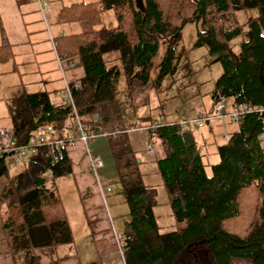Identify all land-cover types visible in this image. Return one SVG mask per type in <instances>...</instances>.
<instances>
[{
	"label": "trees",
	"instance_id": "obj_1",
	"mask_svg": "<svg viewBox=\"0 0 264 264\" xmlns=\"http://www.w3.org/2000/svg\"><path fill=\"white\" fill-rule=\"evenodd\" d=\"M102 9L112 11L113 26L60 35L54 39L53 48L62 58L76 57L81 68L80 85L71 89V97L76 115L87 129L116 130L123 135L128 130L144 129L145 152L147 147L153 152L156 143L161 153L152 162L141 161L152 164L159 176L172 219L171 228L159 232L152 209L157 204L155 187L141 181L135 151L128 143L111 149L127 208L126 229L121 233L131 235L124 252L126 264H199L200 255L206 264H229L233 259L264 264V137L258 138L262 131L260 114L248 111L235 120L224 119L235 122V127L215 144L217 160L209 164L210 174L204 171L193 126L181 130L178 122H148L162 115V100L151 101V97L159 91L164 76L172 78L177 59L184 53L178 44L185 23L199 22L203 27L195 30L191 48L204 46L210 62L220 67L209 92L212 110L214 103L223 99H228L224 107L238 103L264 107V0H100V7L81 3L61 8L56 20L85 19L93 25ZM245 9H254L255 16L227 27L220 23L224 15ZM157 36L169 39L151 78ZM9 48V44L0 45V60L8 58ZM181 66L189 71L188 61ZM123 110L135 119L132 125L125 124ZM7 111L13 145L37 133L41 126H48L53 137L67 139L64 129L73 122L69 106L51 105L45 90H23L9 100ZM37 151L47 155L44 147ZM64 162L62 156L52 167L51 177L69 171ZM43 165L44 161L27 164L24 171L32 174L29 180L20 176L24 171L15 182L8 176L0 191V218L1 206L8 223H13L19 215L25 218L35 203L32 209L37 218L31 224L47 227L54 244L63 239H56L54 231L68 235V229L57 200L42 186ZM2 174L6 171L0 164ZM3 226L6 228V222ZM107 237L93 239L98 260L113 249ZM25 264H36L34 257Z\"/></svg>",
	"mask_w": 264,
	"mask_h": 264
},
{
	"label": "crops",
	"instance_id": "obj_2",
	"mask_svg": "<svg viewBox=\"0 0 264 264\" xmlns=\"http://www.w3.org/2000/svg\"><path fill=\"white\" fill-rule=\"evenodd\" d=\"M43 2L46 10L41 15L33 0H0V45H10L8 58L10 57L14 63L23 61L24 71L20 75L26 76L23 79L24 84H22L20 78L15 75V71L0 72V124L5 123L2 118L3 114L9 119L7 111L9 100L23 90L29 91L25 90L27 84L32 87L31 91H47L51 105L64 103L63 81L55 63L57 54L53 48L54 39L60 35L102 29L100 24L104 20L113 21L114 15L109 13L112 12L110 9L100 10L93 25L85 19H70L63 22L56 20L57 13L61 8L81 3H93L100 7V0H43ZM60 58L75 62L74 67L65 72V77L74 76L79 79L82 71L77 64L76 57ZM33 65L36 67L37 77L33 75ZM1 69L3 70V68ZM3 76L9 77L5 81ZM3 82L12 84L15 88L6 91ZM8 126L6 129L11 131V122ZM64 130L66 138L73 137L72 126L69 129L65 127ZM127 133L124 135L121 133L112 139L97 135L88 139L85 147L78 140H73L65 147L62 155L65 159L64 164L68 166L69 171L54 176L53 179L43 174V171L42 175L45 181L42 186L44 189H50L52 196L57 200L68 229V235H65L63 231H54V237L56 239L61 237L64 242H60L63 241L60 239L58 243L53 244V239H49L47 227L43 224H31L37 218L36 210L32 209L36 206L35 203L29 207L25 218L21 219V215H19L18 220L13 223H8L5 207L1 206L0 264H25L33 257L36 264H94L98 260L99 257L95 255L93 247V239L106 236L107 232L105 231L112 225L105 198L110 197L111 189L117 185L121 193L111 149L117 144L128 143L130 147V144H138L133 138L129 142ZM155 145L157 144L154 143L153 152H145L144 138L142 153L131 147L135 151V162H139L137 165H141L142 160L152 162L161 154ZM38 152L28 155L21 161L12 162L18 163V166L11 171L6 162L9 155L4 156L1 164H3L6 174L0 175V191L6 185L8 176L11 177L12 182H15L17 175L21 174L19 172H23L30 162L40 164L44 161L43 168L47 165V155L38 154ZM87 154L99 157L100 165L96 168V179L101 184L109 186L108 191L99 192L95 177L86 170ZM150 165L152 166V164ZM150 172L155 173L154 167ZM137 173L142 181L144 171L137 170ZM20 176L29 180L32 174L26 170ZM122 200L124 202L123 195ZM5 222L6 228L3 226ZM24 222L27 225H24ZM125 229L126 225L122 232Z\"/></svg>",
	"mask_w": 264,
	"mask_h": 264
},
{
	"label": "rangeland",
	"instance_id": "obj_3",
	"mask_svg": "<svg viewBox=\"0 0 264 264\" xmlns=\"http://www.w3.org/2000/svg\"><path fill=\"white\" fill-rule=\"evenodd\" d=\"M109 13L111 14L112 12ZM255 14L256 12L254 9L238 10L224 15L219 21L224 27H227L234 23H241L247 18L254 17ZM114 24L115 19L113 16V21L104 20L100 24V27L107 28L113 26ZM202 28L203 27L199 24V22L185 23L182 26L181 40L178 44V48H182L184 53L179 57V59H177L178 66L172 73V78H170L168 75L164 76L160 80L159 91L155 96L154 93H152L153 96L151 97V101L156 99L162 100V115L161 117L150 118L148 122H155L161 119L167 123L179 122L194 116L200 109L203 110L207 116L212 113V102L209 98V92L212 89V82L214 78L220 72V67L217 62H210L211 57L207 55L204 46L191 48L195 38V30H200ZM168 39V37L157 36V48L152 58V67L150 70L151 78H153L156 74V63L161 57ZM44 41L46 40L44 39ZM46 45L48 46L47 43ZM48 48L47 50L50 52ZM232 51H235V46L232 48ZM108 56H110V58L113 57L112 54H109ZM184 60L188 61V72L181 66ZM23 64V61H15V63L12 62L10 57L8 59L6 58L0 60V72L5 70L15 71V75H17L20 78L22 84H24L23 79L26 76H24V74H22V76L20 75L24 71ZM1 68H3V70ZM33 68V75L34 77H37L35 65H33ZM3 77L6 81L9 76ZM3 84L5 85L6 91L15 88L12 84H6V82H3ZM31 88L32 87H30V84H27L25 90L31 91L33 90ZM222 102L227 103L228 99H223ZM122 114L124 122L127 124V126L132 125V122H135V119L131 117L130 114L127 115L124 110ZM2 118L5 120V123L0 124V128L6 129V127H9L8 124L10 121L5 116V114L2 115ZM234 127L235 122H228L224 119L212 117L203 119L198 127L192 128V135L196 142L198 152L202 154L201 161L206 174H210L209 164L217 160V156L214 151L215 144L221 143L224 139L222 134H227L228 132L232 131ZM128 131V141L130 142L133 138V140L138 143L135 145L130 144L131 147L137 149L139 153H142L143 142L146 135L144 129H134ZM6 162L10 166V171L18 166V163H12L13 161H11L10 156L6 158ZM137 170L144 171V178L142 182L152 184L155 187L154 198L157 204L154 205L153 212L157 216V231L162 232L169 230L171 228L172 219L169 215V208L167 204L164 203L165 194L159 176L156 173L150 172V170H153V166H151L149 162H144L141 165H137ZM47 177L52 178L51 174L47 175ZM110 197H106L105 201L106 207L108 209V215L111 219V226L116 232H122L128 217L126 215V206L122 200V194L120 193L118 185L117 187L111 189ZM108 230L109 227L105 232H108ZM199 260V264H206V261H203L204 259L201 255ZM189 261L190 260H187V262ZM229 264L248 263L244 260L233 259L229 262Z\"/></svg>",
	"mask_w": 264,
	"mask_h": 264
},
{
	"label": "built area",
	"instance_id": "obj_4",
	"mask_svg": "<svg viewBox=\"0 0 264 264\" xmlns=\"http://www.w3.org/2000/svg\"><path fill=\"white\" fill-rule=\"evenodd\" d=\"M37 4V10L42 15L46 10L43 0H33ZM56 69L63 81V93L65 97L64 103L69 106L72 113V129L73 137L71 138H61L53 137L49 132L48 126H42L37 133L29 134L26 139L17 144H11V131L8 129L0 128V157L2 160L4 156L8 153L13 162H18L32 154L37 148L44 147L47 150V165L44 166V174L50 175L51 169L56 164L63 155L65 147L70 144L73 140H78L86 146L88 139L93 138L97 135L105 136L111 139L116 137L122 132L113 130L107 132L99 131L96 128L94 131L87 129L78 119L74 109L73 99L71 97V89L77 88L80 85L79 79L74 76L65 77V72L74 67V61H66L55 55ZM212 113L210 115H205L203 110H198L196 114L190 118L184 119L178 122L179 128L185 129L187 125L193 127H198L202 120L205 118H229L235 120L241 114L248 111H256L261 116L262 121V131L258 133V138L264 137V107H251L242 103L230 105L224 107V103L217 100L214 103ZM147 152L151 151L150 147L146 148ZM1 160V162H2ZM100 165V159L95 155H88L86 160V170L93 174L96 179V168ZM6 168L8 166L5 165ZM97 189L99 192L108 191L109 187L106 184H101L98 179H96ZM107 240L113 246L111 251H107L103 254L102 258L97 260L94 264H126L124 259V252L126 249V242L131 239V235L127 233L116 232L112 226L109 227L107 232Z\"/></svg>",
	"mask_w": 264,
	"mask_h": 264
},
{
	"label": "water",
	"instance_id": "obj_5",
	"mask_svg": "<svg viewBox=\"0 0 264 264\" xmlns=\"http://www.w3.org/2000/svg\"><path fill=\"white\" fill-rule=\"evenodd\" d=\"M10 141H12V139H10ZM7 155H9V154L7 153ZM1 160H2V157H0V164H1Z\"/></svg>",
	"mask_w": 264,
	"mask_h": 264
}]
</instances>
